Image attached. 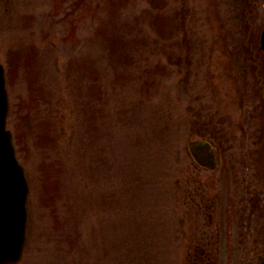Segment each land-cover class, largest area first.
Returning <instances> with one entry per match:
<instances>
[{
	"label": "rangeland",
	"instance_id": "1",
	"mask_svg": "<svg viewBox=\"0 0 264 264\" xmlns=\"http://www.w3.org/2000/svg\"><path fill=\"white\" fill-rule=\"evenodd\" d=\"M261 29L264 0H0L7 128L30 184L17 264H193L187 144L222 145L225 121L240 156L238 123L264 109ZM221 173L191 179L224 188Z\"/></svg>",
	"mask_w": 264,
	"mask_h": 264
},
{
	"label": "flooded vegetation",
	"instance_id": "2",
	"mask_svg": "<svg viewBox=\"0 0 264 264\" xmlns=\"http://www.w3.org/2000/svg\"><path fill=\"white\" fill-rule=\"evenodd\" d=\"M255 40L256 53L263 55L258 34ZM253 63L255 66L259 64V56L253 57L251 63L245 62L248 67H244L242 73L253 71ZM255 119L248 126L244 120L238 123V159L232 152L235 132H229L228 123L223 121L221 159L225 162L212 170L193 165L197 169L193 168L192 173L206 171L204 181L213 179L220 169L219 178L224 182V188L208 189L205 184L191 179V170L188 174V199L184 204L185 209L188 208L186 214L192 216L194 224L192 243L189 244L193 264H216L217 251L222 252L223 259L226 258L225 264H264V109ZM256 151L261 154L257 160ZM226 156L229 157L225 159ZM222 219L220 227L219 220ZM222 228L220 240L219 229Z\"/></svg>",
	"mask_w": 264,
	"mask_h": 264
},
{
	"label": "water",
	"instance_id": "3",
	"mask_svg": "<svg viewBox=\"0 0 264 264\" xmlns=\"http://www.w3.org/2000/svg\"><path fill=\"white\" fill-rule=\"evenodd\" d=\"M7 113L8 98L0 66V264H15L25 245L29 189L23 167L16 159L11 132L6 129ZM188 147L198 163H215V150L206 141H191Z\"/></svg>",
	"mask_w": 264,
	"mask_h": 264
}]
</instances>
